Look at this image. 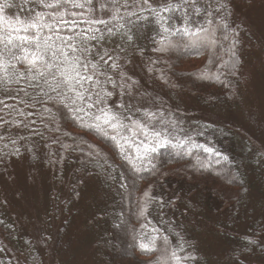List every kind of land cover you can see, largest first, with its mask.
<instances>
[{
  "label": "trees",
  "instance_id": "trees-1",
  "mask_svg": "<svg viewBox=\"0 0 264 264\" xmlns=\"http://www.w3.org/2000/svg\"><path fill=\"white\" fill-rule=\"evenodd\" d=\"M5 15L0 37L39 31L52 49L29 71L35 45L0 42V264H264V0H59ZM37 17L52 27L24 32ZM57 45L93 77L76 85L84 100ZM100 108L120 118L122 150L113 130L81 126Z\"/></svg>",
  "mask_w": 264,
  "mask_h": 264
},
{
  "label": "snow or ice",
  "instance_id": "snow-or-ice-1",
  "mask_svg": "<svg viewBox=\"0 0 264 264\" xmlns=\"http://www.w3.org/2000/svg\"><path fill=\"white\" fill-rule=\"evenodd\" d=\"M63 2L68 3L69 0H63ZM143 3L148 4L149 0H143ZM184 3L187 4L188 0H184ZM192 5H193V7H195V0H192ZM7 6H8L7 4L4 5V7H7ZM45 6L46 7H58L59 6V0H58L57 4H48ZM181 6L182 5H180V4L172 5L171 3H169V4L165 5L162 10L165 12H174V11H177ZM73 7H84V5L80 4V3H73ZM151 11L155 12L156 10L151 9ZM200 11L201 10L199 8H195V14L196 15H199ZM157 15H159V13H157ZM209 15H210V13H209ZM0 19H2V18H0ZM42 19H43L42 17H37L36 21L31 22L27 26H24L23 31L28 32L29 29L40 30V29L45 28V27H47V28L52 27L51 25L40 23V21ZM161 19H163V17H161ZM98 22L99 23H105L104 21H98ZM17 23H21V22L17 21ZM60 23L61 24L67 23V21H65L63 19V14L61 15ZM208 23L211 24L212 23L211 20H209ZM161 27H162L163 31H165V32L168 31V29L165 28L163 26V24L161 25ZM14 31L18 33L21 31V29L20 28H14ZM184 31H185V34H189L193 37L198 36V34L201 32H203L205 34L208 33V29H205V28H199L196 31H190L189 28H185ZM57 38L61 39L59 37H57ZM15 39L20 40L23 44H34L35 45L36 51L33 52L32 58L30 60H28V63L31 66L29 68V71H31V68H35L37 66L38 61H43V52L44 51H49L52 49V44L50 43V41L52 40V37L48 36V37L44 38L43 43H41L39 31H37L36 34L32 35V36H29V35L14 36L12 33H9L6 36L0 37V42L5 43L6 47L8 45H11L12 47H17V45L14 43ZM71 40H72L71 36H69L65 39H61V44L64 45V47L71 49L72 53H75L77 51V48L72 43H66V41H71ZM199 42L202 43L203 41H199ZM196 43H198V41L192 42L193 45H195ZM207 44L209 46H215L216 41H215V39H208ZM64 47L57 45L56 50L53 52V55L55 56L57 53H59V55L63 57V63L65 65V67L61 70V76L64 78L63 83L68 88V90L70 92H75V99H73V103H75L76 100H84L85 99V93L88 91L87 89H84V91H78L76 89V85L81 84V81H83L85 79L88 81H91L93 79V77L92 76H88V77L81 76L80 71H79L80 58L78 56H70L68 52L64 51ZM84 50L87 51V49H84ZM101 59L103 60V57H101ZM109 59H111V58L109 57ZM0 66H2V64H0ZM46 67H49V68L55 67V65H52L49 63L48 65H46ZM92 67L95 68L96 66L93 65ZM112 67L115 68V67H118V65L113 63ZM39 75H43V73H39ZM202 78H210V77L202 74ZM216 78L218 79V77H216ZM57 87H59V85H57ZM97 95L99 97V94H97ZM105 95H111V93H105ZM88 99L90 100L91 96H89ZM100 103H102V98H98L95 101V104H100ZM93 106L94 105L91 103L87 104L88 108H92ZM84 111H85L84 108H77L76 109V112H84ZM85 115H87L86 112H85ZM81 126L87 127V128H92V129L100 132L105 137L109 136V132L107 131V129L113 130L116 134L112 135L111 139L115 142L117 147L121 148V150H122V145L120 144V140L123 139L125 141V143H128L127 137L120 136L119 129L124 127L120 122V118L118 117V115L116 113L112 112L110 109L100 108L99 114L94 115L91 123H84L81 120ZM155 135L159 136V133H155ZM158 146L163 147V144L160 143ZM207 150L208 149H206V151ZM145 151L147 152L148 149H146ZM150 151L155 152L156 149L151 148ZM154 247H155V238H153V240L150 241L149 243H141V245H140V248L142 251H149L150 252L153 250ZM171 256L173 259H175L177 261L179 260V257L176 256L175 252H172Z\"/></svg>",
  "mask_w": 264,
  "mask_h": 264
},
{
  "label": "rangeland",
  "instance_id": "rangeland-1",
  "mask_svg": "<svg viewBox=\"0 0 264 264\" xmlns=\"http://www.w3.org/2000/svg\"><path fill=\"white\" fill-rule=\"evenodd\" d=\"M14 3H15L16 6H14L13 8H8L5 11H0V18H2L0 20L3 21L4 17L6 16L5 14H7L9 16V20L10 21H14L16 18H19L21 20V22H23L24 18L26 17L25 16L26 14H28V16H29V14L34 12V10H38V11L44 10V6L48 3V0H28V3H26V4L24 3L23 0H15ZM96 5L97 4H95V6ZM18 6H21L20 9H18ZM14 10H20L21 14L17 15V16H14L13 15ZM101 13H102V10L99 12V16L100 17H104V16L108 17L109 16L107 11H104L103 15ZM93 45L96 46V47L97 46H103L104 42H103V40H99L96 43H94ZM262 94H263V96H262V104L264 105V87H263V90H262ZM187 103H190L189 100H187ZM262 114H263V117H264V109L262 110ZM187 117L188 118H192L193 116H187ZM192 123L193 122H190V125L184 126V128L194 130L195 126ZM94 189H97V188L94 187ZM30 193L31 192H29V194ZM81 201L83 203H85V205H86V202L84 200H81ZM78 240L79 239L77 238L75 241L78 242Z\"/></svg>",
  "mask_w": 264,
  "mask_h": 264
}]
</instances>
